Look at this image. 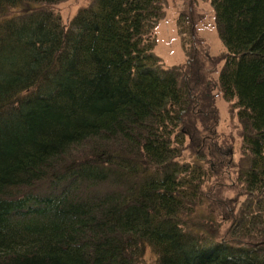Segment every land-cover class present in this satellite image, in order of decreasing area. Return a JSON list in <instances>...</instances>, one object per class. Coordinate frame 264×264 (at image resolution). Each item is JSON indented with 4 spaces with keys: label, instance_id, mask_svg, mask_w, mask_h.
<instances>
[{
    "label": "trees",
    "instance_id": "trees-1",
    "mask_svg": "<svg viewBox=\"0 0 264 264\" xmlns=\"http://www.w3.org/2000/svg\"><path fill=\"white\" fill-rule=\"evenodd\" d=\"M62 1L0 0V264H142L146 247L157 264H264V0H211L243 137L242 190L215 203L207 153L182 159L187 116L218 120L210 85L193 94L195 25L179 17L188 66L166 65V0H90L66 24Z\"/></svg>",
    "mask_w": 264,
    "mask_h": 264
},
{
    "label": "rangeland",
    "instance_id": "rangeland-1",
    "mask_svg": "<svg viewBox=\"0 0 264 264\" xmlns=\"http://www.w3.org/2000/svg\"><path fill=\"white\" fill-rule=\"evenodd\" d=\"M90 2V0H65L52 5V9L61 14L63 22L66 24L76 15L79 8L87 6ZM179 17L184 21V25H192V23L195 25L193 39L197 41L199 50L202 51V57L207 59L205 67L203 66L201 70V72L205 71V76L201 77V75L200 79H193L192 84L197 87L194 93L191 89V93L195 95L196 99H199L196 93L204 92L206 94L205 83L207 82L211 88L207 89L210 93L208 102L213 100L214 103H210L211 109L215 108L216 116H218L216 123L215 119L210 120L212 122L210 129H206L202 125L200 117L187 116L188 123L186 122L184 125L188 131L186 140L189 146L182 155V159L194 161L197 154L207 153L204 165L210 176L205 184V193L210 192L209 198L215 203L219 198L237 196L242 190L241 182L238 180L239 166L243 161H241L243 157L242 126L237 113L238 109H235V105L225 98L218 83L220 71L225 62L223 56L226 55L227 50L223 40L219 37L218 28H216L215 9L211 0H166L165 14L154 30L157 42L154 52L162 58L166 65H182L184 68L188 66L190 58L184 48V41H182L184 34L180 31L182 24ZM185 37L188 39L189 32ZM190 46L188 42V50ZM207 57H211V60H208ZM197 106L194 112L199 113L201 110L203 114H206V109L200 105ZM221 150L222 156L217 154ZM208 152H212V154L209 155ZM210 165H213L216 174L210 170ZM202 195L206 197L204 193ZM245 196V194L240 196L236 203L237 207L242 205L246 199ZM230 205L229 209L222 213L223 219H225L222 223L226 229L230 228L232 223L231 219H226L230 218L229 213L233 212V204ZM218 206L217 203L214 204V209H218ZM204 210L208 212L209 208H204ZM217 212L216 210L215 213ZM217 220L218 216L214 221ZM142 264H157L148 247L144 250Z\"/></svg>",
    "mask_w": 264,
    "mask_h": 264
}]
</instances>
